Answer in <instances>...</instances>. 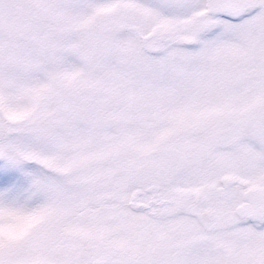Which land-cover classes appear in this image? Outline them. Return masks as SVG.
Returning a JSON list of instances; mask_svg holds the SVG:
<instances>
[{
    "label": "snow or ice",
    "instance_id": "1",
    "mask_svg": "<svg viewBox=\"0 0 264 264\" xmlns=\"http://www.w3.org/2000/svg\"><path fill=\"white\" fill-rule=\"evenodd\" d=\"M0 264H264V0H0Z\"/></svg>",
    "mask_w": 264,
    "mask_h": 264
}]
</instances>
